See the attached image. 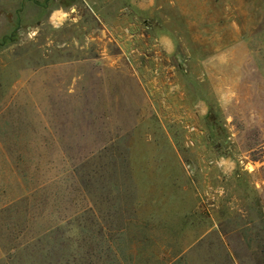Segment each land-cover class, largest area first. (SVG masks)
Segmentation results:
<instances>
[{
    "label": "rangeland",
    "instance_id": "obj_1",
    "mask_svg": "<svg viewBox=\"0 0 264 264\" xmlns=\"http://www.w3.org/2000/svg\"><path fill=\"white\" fill-rule=\"evenodd\" d=\"M0 264H264V0H0Z\"/></svg>",
    "mask_w": 264,
    "mask_h": 264
},
{
    "label": "crops",
    "instance_id": "obj_2",
    "mask_svg": "<svg viewBox=\"0 0 264 264\" xmlns=\"http://www.w3.org/2000/svg\"><path fill=\"white\" fill-rule=\"evenodd\" d=\"M210 5V3L208 4V1H205L203 4L200 3V6L202 7H208Z\"/></svg>",
    "mask_w": 264,
    "mask_h": 264
}]
</instances>
